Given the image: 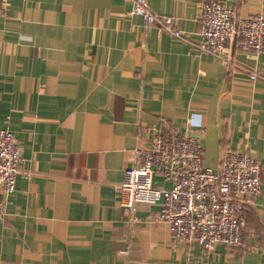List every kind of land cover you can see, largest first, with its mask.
I'll use <instances>...</instances> for the list:
<instances>
[{"label": "crops", "instance_id": "obj_1", "mask_svg": "<svg viewBox=\"0 0 264 264\" xmlns=\"http://www.w3.org/2000/svg\"><path fill=\"white\" fill-rule=\"evenodd\" d=\"M146 1L188 39L146 24L133 0L0 1V127L22 155L0 264H264V178L238 248L174 238L159 202H120L139 125L200 134L195 115L206 166L225 146L264 165V52L237 49L227 65L198 48L207 0ZM220 1L264 15V0Z\"/></svg>", "mask_w": 264, "mask_h": 264}, {"label": "built area", "instance_id": "obj_2", "mask_svg": "<svg viewBox=\"0 0 264 264\" xmlns=\"http://www.w3.org/2000/svg\"><path fill=\"white\" fill-rule=\"evenodd\" d=\"M3 1V0H0ZM133 13L146 24L156 25L179 37L188 35L177 17L154 12L146 0H133ZM201 39L198 48L210 52L227 65L237 64L234 51L264 52V15H239L220 0H207L199 16ZM251 79L259 73L247 69ZM191 131L156 129L138 126L137 163L124 171L118 187L123 207L135 209L137 203H161L155 219L166 222L176 239L196 240L207 250L218 244L229 248L243 245L246 236L247 211L261 193L264 165L251 151L225 146L217 168L204 163L201 134L202 121L195 115ZM147 135H150L146 142ZM22 155L17 138L9 128L0 127V219L7 215L8 196L15 190ZM170 184H156L155 176Z\"/></svg>", "mask_w": 264, "mask_h": 264}]
</instances>
